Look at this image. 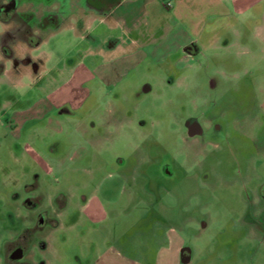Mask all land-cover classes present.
Returning <instances> with one entry per match:
<instances>
[{
	"label": "rangeland",
	"instance_id": "obj_1",
	"mask_svg": "<svg viewBox=\"0 0 264 264\" xmlns=\"http://www.w3.org/2000/svg\"><path fill=\"white\" fill-rule=\"evenodd\" d=\"M69 23L34 48L19 45L31 61L4 60L0 73L6 212L33 221L14 195L37 175L61 220L36 258L175 264L184 243L182 264H264V234L228 181L233 152L258 164L249 185L264 182V0H124L111 17ZM186 38L201 51L178 63ZM115 39L135 41L132 58L108 54ZM143 81L152 90L138 95ZM189 114L221 120L231 144L192 155L181 131ZM58 193L68 197L63 211L51 205Z\"/></svg>",
	"mask_w": 264,
	"mask_h": 264
},
{
	"label": "flooded vegetation",
	"instance_id": "obj_2",
	"mask_svg": "<svg viewBox=\"0 0 264 264\" xmlns=\"http://www.w3.org/2000/svg\"><path fill=\"white\" fill-rule=\"evenodd\" d=\"M119 2L120 0H0V73L5 69L6 60H11L14 64L31 61L28 52L22 57L17 54L16 49L19 45L26 46L28 49L34 48L43 41L46 35L70 24V20L74 27H82L87 15L109 13ZM200 51L197 39L181 47V52L193 55ZM177 59L176 57V62ZM151 90L150 82L143 81L137 93L141 95ZM83 107L81 104L78 109ZM220 121L211 117L202 118L195 114L187 115L181 125L182 140L193 151L192 155L200 154L202 147L205 146L226 148L231 144V136ZM230 157L233 162L231 179L220 175L216 180L221 183L227 182V179L228 181L233 180L241 187L242 198L248 205L250 214L246 222L259 224L261 234H264V182L257 186L249 185L250 177L258 170V164H255L249 156L234 155L231 152ZM168 166L169 164H164L163 172L171 176L172 172ZM203 169L209 174L208 167ZM184 171L189 174L190 178H195L198 174L196 169ZM37 189L38 178L34 175L32 182L23 186L21 200H19V193L14 195L22 208L30 211L31 215L34 213L33 221H29L27 225L18 215L6 212L7 206H5L3 197L7 199V196L0 191V203L2 202L0 206V264L47 263L43 258H36L38 246H45L44 241L40 239L47 238L50 231L61 224V220L55 212L51 211L50 206L45 204V199ZM51 200V205L58 211H63L68 203V197L63 193L56 194ZM254 208H259L257 214L254 213ZM179 254L182 262L188 263L191 258L190 247L183 243L179 247Z\"/></svg>",
	"mask_w": 264,
	"mask_h": 264
},
{
	"label": "crops",
	"instance_id": "obj_3",
	"mask_svg": "<svg viewBox=\"0 0 264 264\" xmlns=\"http://www.w3.org/2000/svg\"><path fill=\"white\" fill-rule=\"evenodd\" d=\"M124 3V0H120V2L118 3V5L116 7H114L109 13H106V14H102V15H94V14H89L87 15L88 16H99V17H105V18H108V17H111L114 15V13L116 12V10L122 6V4ZM195 38H186L184 40L181 41V44H180V47H182L185 43L193 40ZM129 42L131 44H134L135 41H132V40H129L128 43H124L123 40L120 41V40H117L115 39L112 43L109 44V48H108V52H105V51H102L103 53H108V54H112L113 56H119V55H123L122 57H125L126 59H130L132 58L133 55H131L130 51H129ZM117 56V57H118ZM191 57H193V54H189V53H184L182 52L179 56H177V62L178 63H184L186 59H191ZM22 63V62H20ZM79 104V103H78ZM78 104H75L77 105L76 107H78ZM55 106H54V103H49L44 109L45 111L47 110H50V109H53ZM176 263L175 264H182V260L180 259V254H179V251H178V247H177V250H176ZM97 264H115L114 262H112L111 260H108V259H104L103 258H98L97 259Z\"/></svg>",
	"mask_w": 264,
	"mask_h": 264
},
{
	"label": "water",
	"instance_id": "obj_4",
	"mask_svg": "<svg viewBox=\"0 0 264 264\" xmlns=\"http://www.w3.org/2000/svg\"><path fill=\"white\" fill-rule=\"evenodd\" d=\"M183 259H187V258H184V257H183Z\"/></svg>",
	"mask_w": 264,
	"mask_h": 264
},
{
	"label": "built area",
	"instance_id": "obj_5",
	"mask_svg": "<svg viewBox=\"0 0 264 264\" xmlns=\"http://www.w3.org/2000/svg\"><path fill=\"white\" fill-rule=\"evenodd\" d=\"M169 5V4H168Z\"/></svg>",
	"mask_w": 264,
	"mask_h": 264
}]
</instances>
